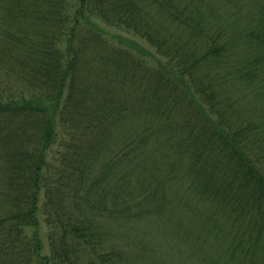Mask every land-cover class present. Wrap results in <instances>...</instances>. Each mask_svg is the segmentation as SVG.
Here are the masks:
<instances>
[{"label": "trees", "instance_id": "trees-1", "mask_svg": "<svg viewBox=\"0 0 264 264\" xmlns=\"http://www.w3.org/2000/svg\"><path fill=\"white\" fill-rule=\"evenodd\" d=\"M0 264H264V0H0Z\"/></svg>", "mask_w": 264, "mask_h": 264}, {"label": "rangeland", "instance_id": "rangeland-1", "mask_svg": "<svg viewBox=\"0 0 264 264\" xmlns=\"http://www.w3.org/2000/svg\"><path fill=\"white\" fill-rule=\"evenodd\" d=\"M43 228H42V239H43V242L45 243V245H47L48 241H47V230H48V227L43 223Z\"/></svg>", "mask_w": 264, "mask_h": 264}]
</instances>
